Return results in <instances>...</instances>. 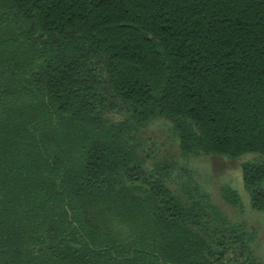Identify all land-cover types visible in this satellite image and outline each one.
I'll list each match as a JSON object with an SVG mask.
<instances>
[{"label": "trees", "instance_id": "obj_1", "mask_svg": "<svg viewBox=\"0 0 264 264\" xmlns=\"http://www.w3.org/2000/svg\"><path fill=\"white\" fill-rule=\"evenodd\" d=\"M218 156L264 214V0H0V264H262Z\"/></svg>", "mask_w": 264, "mask_h": 264}, {"label": "rangeland", "instance_id": "obj_2", "mask_svg": "<svg viewBox=\"0 0 264 264\" xmlns=\"http://www.w3.org/2000/svg\"><path fill=\"white\" fill-rule=\"evenodd\" d=\"M241 158L235 160L221 156L193 158L190 167L196 173L202 189L209 192L213 200L232 221L243 222L256 232L253 251L264 264V214L251 208L248 194L242 185L240 170V162L249 157ZM222 188L236 190L242 200L243 207L239 209L224 205L220 198Z\"/></svg>", "mask_w": 264, "mask_h": 264}]
</instances>
